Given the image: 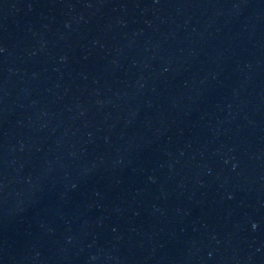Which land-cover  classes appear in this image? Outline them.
<instances>
[{
  "label": "water",
  "instance_id": "obj_1",
  "mask_svg": "<svg viewBox=\"0 0 264 264\" xmlns=\"http://www.w3.org/2000/svg\"><path fill=\"white\" fill-rule=\"evenodd\" d=\"M0 264H264V0H0Z\"/></svg>",
  "mask_w": 264,
  "mask_h": 264
}]
</instances>
